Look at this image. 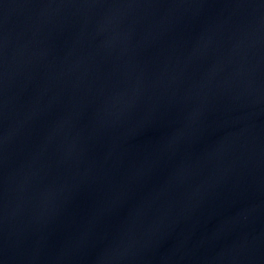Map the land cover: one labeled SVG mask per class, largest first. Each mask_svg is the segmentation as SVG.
Returning <instances> with one entry per match:
<instances>
[{
  "label": "water",
  "instance_id": "obj_1",
  "mask_svg": "<svg viewBox=\"0 0 264 264\" xmlns=\"http://www.w3.org/2000/svg\"><path fill=\"white\" fill-rule=\"evenodd\" d=\"M0 264H264V0H0Z\"/></svg>",
  "mask_w": 264,
  "mask_h": 264
}]
</instances>
